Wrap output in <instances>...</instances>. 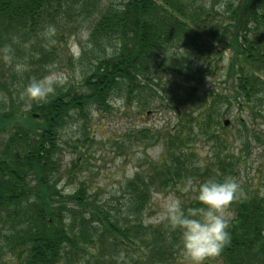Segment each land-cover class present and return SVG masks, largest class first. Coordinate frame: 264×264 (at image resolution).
<instances>
[{"label":"trees","instance_id":"trees-1","mask_svg":"<svg viewBox=\"0 0 264 264\" xmlns=\"http://www.w3.org/2000/svg\"><path fill=\"white\" fill-rule=\"evenodd\" d=\"M49 24L56 27L50 39L42 35ZM83 30L87 35L80 60L86 57L88 64L81 68L80 88L56 86L54 94L22 117L10 84L23 88L63 57L73 62L66 43ZM13 36L18 38L12 44L15 56L29 70L17 74L0 61V264L178 262L179 233L161 230L168 226L166 220L151 228L141 218L153 191L174 183L184 187L188 177L194 182L235 177L234 162L216 157L199 165L188 149L195 138L193 125L204 136L205 127L218 126L209 113L219 95L194 119L187 115L189 108L182 111L176 131L168 129L159 161L124 184V201L112 212L97 210L95 197L83 184L70 193L60 189L59 131L74 119L86 120L90 109L109 110L116 98L129 104L134 97L144 109L149 99L161 96L157 89L165 91L156 71L172 76L184 72L193 83L223 68L235 98L260 106L264 0H0V45L12 43ZM225 52L229 57L223 66ZM192 83L185 90L191 95ZM141 91L145 97L138 99ZM144 131H138L142 141L150 139ZM70 170L66 172L72 176ZM256 175L264 186V172ZM239 189V199L231 205V241L209 264H264V196ZM193 195L181 198L184 207L197 205Z\"/></svg>","mask_w":264,"mask_h":264},{"label":"rangeland","instance_id":"rangeland-1","mask_svg":"<svg viewBox=\"0 0 264 264\" xmlns=\"http://www.w3.org/2000/svg\"><path fill=\"white\" fill-rule=\"evenodd\" d=\"M86 35V30L80 31L76 38L66 43L67 54L71 55L73 62L63 57L59 65L47 74L58 73L64 80L63 84L80 88L83 80L81 68L88 64L85 62L86 57L83 61L80 60ZM63 48L64 44L61 43V49ZM228 57V52H225L223 66ZM77 60L79 63H75ZM187 65L191 66V63ZM155 75L160 78L158 84L165 91L157 89L161 96L149 99V105L144 109L137 105L134 97L130 98L129 104L126 98H116L111 100L109 110L90 109L86 120L74 119L59 131V171L62 174L60 189L70 193L79 184H83L87 194L95 197L97 210L102 207L112 212L113 207H120L124 201L121 200L124 184L132 179L136 172L147 169L149 163L159 161L166 146L165 136L168 129L173 133L176 131L179 124L177 119L182 117V111L186 107L189 108L188 111L193 115H187L193 118L212 105L217 100L215 96L219 95L218 102L216 101L209 113L211 119L219 121L218 126L214 124L211 130L205 127L208 135L204 136L193 125L192 134L195 138L188 149L195 153L194 162L199 165L207 166L216 157L219 160L224 159L227 163L234 162V179L241 190L264 196V186L256 175L264 172V119L261 116L264 113V90L260 94L263 103L259 106L255 100L249 99L245 102L242 98H235L233 83L223 68L215 75L193 83L185 79L184 72L172 76L169 72L156 71ZM176 78L180 80L177 81ZM191 83L195 87L192 95L185 92L186 89L188 92ZM10 86V95L15 103H18V111L23 117L38 101L22 97L23 88L18 89L14 83ZM146 92L151 94L147 90ZM2 96L0 93V98ZM137 96L138 99L145 97L143 91ZM171 98L175 100L170 101ZM225 120L229 122L224 127ZM141 129H146L144 133L149 134L150 139L140 140L141 132L138 131ZM211 132L215 133L214 137ZM70 169L74 170L72 176L68 174ZM168 186L162 191L158 189L151 192L150 202L144 207L145 214L141 218L146 227H158L165 221L161 200L156 193H174L187 199L192 194L183 192V187L179 184ZM166 228L169 226L161 230ZM171 233L173 232L170 230L169 234ZM147 234L146 229L145 236ZM177 261L175 264H181L180 253L177 255Z\"/></svg>","mask_w":264,"mask_h":264},{"label":"clouds","instance_id":"clouds-1","mask_svg":"<svg viewBox=\"0 0 264 264\" xmlns=\"http://www.w3.org/2000/svg\"><path fill=\"white\" fill-rule=\"evenodd\" d=\"M55 33L56 27L49 24L42 35L50 39ZM17 40L13 36L12 43L0 45V61L10 65L15 73L22 74L29 70V65L15 56L12 44ZM106 51L111 54L113 49L109 47ZM63 83L58 73L32 77L24 85L21 96L46 101L54 94L56 86ZM182 191L194 193L192 198L197 205L186 208L174 193H156L161 200L162 214L169 228L179 233L181 264H209L220 257L231 241L229 228L235 216L231 205L239 199V185L230 176L221 180L208 178L202 182H194V178L188 177Z\"/></svg>","mask_w":264,"mask_h":264},{"label":"water","instance_id":"water-1","mask_svg":"<svg viewBox=\"0 0 264 264\" xmlns=\"http://www.w3.org/2000/svg\"><path fill=\"white\" fill-rule=\"evenodd\" d=\"M228 124V121H224V125L226 126Z\"/></svg>","mask_w":264,"mask_h":264}]
</instances>
